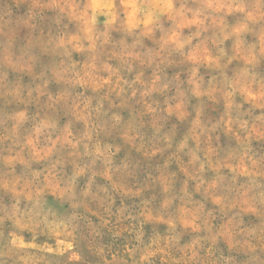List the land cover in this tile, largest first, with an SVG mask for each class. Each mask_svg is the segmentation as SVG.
Listing matches in <instances>:
<instances>
[{
    "label": "rangeland",
    "instance_id": "1",
    "mask_svg": "<svg viewBox=\"0 0 264 264\" xmlns=\"http://www.w3.org/2000/svg\"><path fill=\"white\" fill-rule=\"evenodd\" d=\"M0 264H264V0H0Z\"/></svg>",
    "mask_w": 264,
    "mask_h": 264
}]
</instances>
